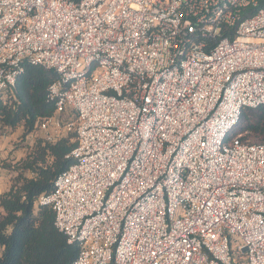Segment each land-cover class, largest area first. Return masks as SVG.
<instances>
[{"label": "built area", "instance_id": "obj_1", "mask_svg": "<svg viewBox=\"0 0 264 264\" xmlns=\"http://www.w3.org/2000/svg\"><path fill=\"white\" fill-rule=\"evenodd\" d=\"M26 63L57 75L31 138H77L38 200L70 264H264V143L225 142L264 104V0H0V94Z\"/></svg>", "mask_w": 264, "mask_h": 264}, {"label": "trees", "instance_id": "obj_2", "mask_svg": "<svg viewBox=\"0 0 264 264\" xmlns=\"http://www.w3.org/2000/svg\"><path fill=\"white\" fill-rule=\"evenodd\" d=\"M56 73L26 63L12 88L0 94V130L10 134L22 129V140L37 128L38 122L56 113L48 99L49 85ZM68 117H74L68 111ZM238 139L245 144L264 143V104L245 107L225 142ZM77 145L73 131L54 141L36 137L24 154L4 164L10 182L0 194V264H70L78 246L67 242L55 224L50 205L39 197L53 190L54 179L72 159L67 156Z\"/></svg>", "mask_w": 264, "mask_h": 264}, {"label": "rangeland", "instance_id": "obj_3", "mask_svg": "<svg viewBox=\"0 0 264 264\" xmlns=\"http://www.w3.org/2000/svg\"><path fill=\"white\" fill-rule=\"evenodd\" d=\"M22 129L19 128L15 132L10 134L2 133L0 130V166L7 173V168H4V164L20 158L25 151L26 146L32 145L35 138L31 136H25L22 140ZM4 174V172H3ZM0 175L4 177V175ZM8 183L4 186V189H7Z\"/></svg>", "mask_w": 264, "mask_h": 264}, {"label": "crops", "instance_id": "obj_4", "mask_svg": "<svg viewBox=\"0 0 264 264\" xmlns=\"http://www.w3.org/2000/svg\"><path fill=\"white\" fill-rule=\"evenodd\" d=\"M3 167V166H2ZM2 167L0 166V175L3 174L4 172V177H1L0 178V194L5 191L6 189H4V186H6V183H8L9 185V182H10V173L7 171V173L4 171V169H2ZM5 168V167H4ZM1 210V208H0Z\"/></svg>", "mask_w": 264, "mask_h": 264}]
</instances>
